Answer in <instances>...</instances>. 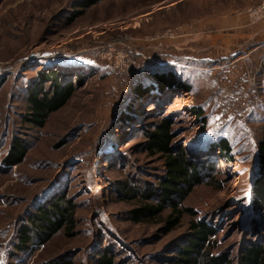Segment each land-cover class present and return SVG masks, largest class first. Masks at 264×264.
Returning <instances> with one entry per match:
<instances>
[{
	"label": "rangeland",
	"instance_id": "rangeland-1",
	"mask_svg": "<svg viewBox=\"0 0 264 264\" xmlns=\"http://www.w3.org/2000/svg\"><path fill=\"white\" fill-rule=\"evenodd\" d=\"M85 1L94 4L85 8ZM262 2L0 0V159L13 137L32 141L23 164L0 169V264L13 261L16 235L36 203L66 187L78 205L75 235L58 233L26 253L24 264L58 255L95 264L96 250L110 243L122 264H175L176 245L200 218L217 224L211 253L230 250L236 257L248 240L264 241V218L259 229L245 225L264 134V14L252 12ZM77 9L84 12L72 18ZM164 50L192 85L188 92L170 90L179 94L165 106L175 114L177 139L186 147L226 139L232 157H212L214 179L207 177L184 203L195 215L187 213L170 233L161 222L130 220L132 203L112 190L129 174L143 188L164 173L145 152L141 129L132 128L154 109L152 96L136 99L133 85L144 66L164 62ZM54 65L83 79L76 78L75 94L44 127L28 129L27 86L39 69ZM130 105L133 125L121 120Z\"/></svg>",
	"mask_w": 264,
	"mask_h": 264
},
{
	"label": "trees",
	"instance_id": "trees-1",
	"mask_svg": "<svg viewBox=\"0 0 264 264\" xmlns=\"http://www.w3.org/2000/svg\"><path fill=\"white\" fill-rule=\"evenodd\" d=\"M93 4L85 1L82 6L88 8ZM83 12L77 9L70 15L77 16ZM164 52V62L154 63L155 60L144 66L133 85L136 99L145 95L152 96L150 102L156 110L146 113L150 120L134 126L136 114L132 105L121 115V120L132 122L135 131L141 129L145 152L149 157L162 162L164 173L156 183H149L144 189L139 179L129 174L127 180L114 181L112 190L122 200L132 203L127 215L130 220L136 223L161 222L164 223L165 232L170 233L181 224L187 213L195 215L194 210L184 203L197 185L207 177L214 179L209 172L216 167L212 157L223 156L226 160L232 157L229 156L230 143L226 139L215 142L210 141V138L196 146L193 143L191 147H186L177 139L175 114L167 113L165 106L170 105L171 98L179 94L170 93V90L179 88L182 92H188L192 85L182 77L181 69L177 67L180 61L177 64L171 62L169 58L173 53L169 50ZM82 79L78 71L60 69L56 65L50 69H39L26 89L27 111L22 117L24 126L31 130L44 127L50 116L70 101L78 87L75 81L81 82ZM196 113L201 114L200 111ZM258 147L261 155L260 170L251 190V216L245 224L250 229L252 226L251 231L254 227L258 228L264 218L261 211L264 199V134ZM31 148L30 139L22 135L13 137L8 150L0 159V169L23 164ZM75 200L66 187L51 189L36 203L34 211L29 213V224L23 225L16 235L14 257L10 264H24L26 253L48 244L62 231L69 236L75 235L78 224V205ZM188 226V234L175 247V264H264V241L259 236L248 240L233 257L230 250L211 253L208 246L218 230L214 221L207 218L192 219ZM68 258L69 255H58L40 264H73ZM121 261L119 251L111 243L98 248L94 255L95 264H122Z\"/></svg>",
	"mask_w": 264,
	"mask_h": 264
},
{
	"label": "built area",
	"instance_id": "built-area-1",
	"mask_svg": "<svg viewBox=\"0 0 264 264\" xmlns=\"http://www.w3.org/2000/svg\"><path fill=\"white\" fill-rule=\"evenodd\" d=\"M254 14L263 15L264 14V2H262L256 10L252 11Z\"/></svg>",
	"mask_w": 264,
	"mask_h": 264
},
{
	"label": "water",
	"instance_id": "water-1",
	"mask_svg": "<svg viewBox=\"0 0 264 264\" xmlns=\"http://www.w3.org/2000/svg\"><path fill=\"white\" fill-rule=\"evenodd\" d=\"M37 54H39V51L37 50V51H35V55H37Z\"/></svg>",
	"mask_w": 264,
	"mask_h": 264
},
{
	"label": "bare ground",
	"instance_id": "bare-ground-1",
	"mask_svg": "<svg viewBox=\"0 0 264 264\" xmlns=\"http://www.w3.org/2000/svg\"><path fill=\"white\" fill-rule=\"evenodd\" d=\"M115 138H117V136Z\"/></svg>",
	"mask_w": 264,
	"mask_h": 264
},
{
	"label": "crops",
	"instance_id": "crops-1",
	"mask_svg": "<svg viewBox=\"0 0 264 264\" xmlns=\"http://www.w3.org/2000/svg\"><path fill=\"white\" fill-rule=\"evenodd\" d=\"M264 44V43H263Z\"/></svg>",
	"mask_w": 264,
	"mask_h": 264
}]
</instances>
